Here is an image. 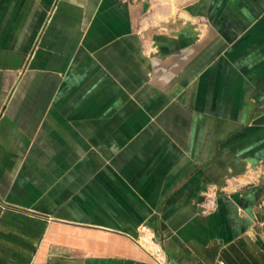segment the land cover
<instances>
[{"label": "crops", "instance_id": "0c3cea01", "mask_svg": "<svg viewBox=\"0 0 264 264\" xmlns=\"http://www.w3.org/2000/svg\"><path fill=\"white\" fill-rule=\"evenodd\" d=\"M264 264V0H0V264Z\"/></svg>", "mask_w": 264, "mask_h": 264}, {"label": "built area", "instance_id": "2783aa9c", "mask_svg": "<svg viewBox=\"0 0 264 264\" xmlns=\"http://www.w3.org/2000/svg\"><path fill=\"white\" fill-rule=\"evenodd\" d=\"M155 248H157V252L154 254V253H150V256L151 258L153 259L154 263L155 264H167L165 261H164V257H163V253L162 251L155 245V244H152Z\"/></svg>", "mask_w": 264, "mask_h": 264}, {"label": "bare ground", "instance_id": "6f19581e", "mask_svg": "<svg viewBox=\"0 0 264 264\" xmlns=\"http://www.w3.org/2000/svg\"><path fill=\"white\" fill-rule=\"evenodd\" d=\"M150 239L148 238V236H143V239L141 241L142 246L149 252V253H156L157 252V248H155L149 241Z\"/></svg>", "mask_w": 264, "mask_h": 264}]
</instances>
